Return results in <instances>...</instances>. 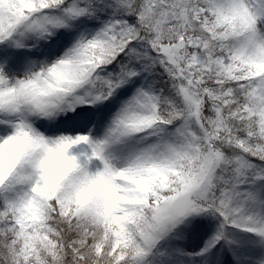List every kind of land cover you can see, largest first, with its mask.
<instances>
[{
    "label": "snow or ice",
    "instance_id": "snow-or-ice-1",
    "mask_svg": "<svg viewBox=\"0 0 264 264\" xmlns=\"http://www.w3.org/2000/svg\"><path fill=\"white\" fill-rule=\"evenodd\" d=\"M0 264H264V0H0Z\"/></svg>",
    "mask_w": 264,
    "mask_h": 264
}]
</instances>
